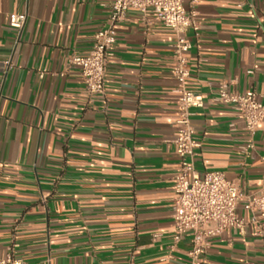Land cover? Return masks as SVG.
Here are the masks:
<instances>
[{"label":"crops","instance_id":"0c3cea01","mask_svg":"<svg viewBox=\"0 0 264 264\" xmlns=\"http://www.w3.org/2000/svg\"><path fill=\"white\" fill-rule=\"evenodd\" d=\"M111 3L0 0V261L188 264L191 238L173 241L175 33L129 11L104 95L90 96L69 64L109 26ZM196 9L188 88L204 107L193 110L195 168L237 182L250 221L248 200L264 185V123L248 149L244 123L216 97L227 83L264 104V0H199ZM13 14L28 17L22 33ZM204 264H264V231L249 225L212 239Z\"/></svg>","mask_w":264,"mask_h":264},{"label":"built area","instance_id":"2783aa9c","mask_svg":"<svg viewBox=\"0 0 264 264\" xmlns=\"http://www.w3.org/2000/svg\"><path fill=\"white\" fill-rule=\"evenodd\" d=\"M199 0L192 1V8H186V0H112L109 26L99 30L87 55H74L69 64L80 69L86 90L90 96L104 95L109 58L113 55L118 29L126 21L129 11L134 10L145 18L153 16L175 33L173 44V67L171 75L175 80L177 100L178 134L175 139L178 167L174 177L175 204L173 215L174 244L184 237L191 238L188 264H204L211 240L229 230L244 232L249 225L264 231V185L248 200L246 208L251 211L250 221L242 217L239 207L245 195L241 186L226 178L222 172H206L200 175L195 168L197 150L201 143L196 138L192 125L193 110L204 107V97L188 88L190 79L188 54L193 47L189 33L199 37L200 23L196 9ZM28 17L13 14L10 25L22 33ZM10 68V61L3 63ZM216 101L231 106L244 123L251 137L248 149L254 147L253 139L264 123V104L255 91L236 94L222 83L217 91ZM167 259H163L166 261ZM0 264H26L13 261L11 256Z\"/></svg>","mask_w":264,"mask_h":264}]
</instances>
